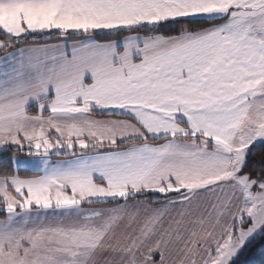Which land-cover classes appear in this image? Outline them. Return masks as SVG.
I'll return each mask as SVG.
<instances>
[{
  "label": "snow or ice",
  "instance_id": "snow-or-ice-1",
  "mask_svg": "<svg viewBox=\"0 0 264 264\" xmlns=\"http://www.w3.org/2000/svg\"><path fill=\"white\" fill-rule=\"evenodd\" d=\"M53 30L83 39L16 47ZM0 35V151L39 173L0 176V264H235L264 240V0H0Z\"/></svg>",
  "mask_w": 264,
  "mask_h": 264
},
{
  "label": "trees",
  "instance_id": "trees-1",
  "mask_svg": "<svg viewBox=\"0 0 264 264\" xmlns=\"http://www.w3.org/2000/svg\"><path fill=\"white\" fill-rule=\"evenodd\" d=\"M206 23L205 21H199L197 24H203ZM179 27V25H177ZM40 43H47V42H54L58 39H61L57 36L56 32L50 34V35H28L26 42H21L17 46L23 45L25 43H30L33 41V38ZM81 35L78 34H72L68 36V39H77L80 38ZM3 36L0 35V39H2ZM107 39L110 37L107 36H98L97 39ZM29 112H35L34 107L30 108ZM157 142V141H155ZM27 148H25V152H17L16 149H7L5 152H3L0 155V176L3 175H12L18 172V174L24 178V177H32L34 176V173H31L24 169L15 170L13 164L11 163V157L13 153H15L16 156L25 158L28 157L26 155ZM57 156H54L53 158H56ZM63 156L59 157L62 158ZM261 168H264V142H261L257 145H254L251 147V150L248 155V167L245 169V172H252L256 173ZM139 200H147V201H155L157 202L161 198H153V194H148L145 196L137 197ZM88 206V205H85ZM5 216L4 212H0V218H3ZM235 264H264V240H262L260 237H257L256 240L252 241L242 252L241 254L236 258Z\"/></svg>",
  "mask_w": 264,
  "mask_h": 264
},
{
  "label": "crops",
  "instance_id": "crops-1",
  "mask_svg": "<svg viewBox=\"0 0 264 264\" xmlns=\"http://www.w3.org/2000/svg\"><path fill=\"white\" fill-rule=\"evenodd\" d=\"M70 31H72V30H70ZM55 32V30H53L51 33H49V34H45V35H50V34H52V33H54ZM73 34H75L74 32H73ZM33 35H38V34H33ZM83 39V36H81L80 38H77V39H58L57 41H54V42H47L46 44H67V45H69V47H68V49H67V52H68V54H69V56L71 55V47H70V45L73 43V41L74 40H82ZM25 44H23V45H20V46H16L17 48L18 47H23ZM15 49H9V51H14ZM5 56V52H3V51H0V57H4ZM32 107H34V110H35V112H36V106L33 104V105H31L30 107H29V110H30V108H32ZM34 112V113H35ZM31 113H33V112H31ZM44 115L45 116H47L48 115V113L47 112H44ZM95 118L96 119H121V118H123V117H117V116H109V115H107L106 113L105 114H95ZM163 141L161 140V141H157V142H155V143H162ZM16 149L14 146H9L7 149ZM25 148H27V145H25ZM6 149V150H7ZM6 150H2V151H0V155L3 153V152H5ZM18 157V156H17ZM54 157V156H53ZM52 157V159L53 160H56V159H63L64 157H62V158H59V157H56V158H53ZM21 161H24V160H27V158H29V157H25V158H21V157H18ZM14 166V169L15 170H19V169H24V170H27V171H29V172H31V173H34V175H38L39 173L38 172H36L35 170H33V169H31V168H27V167H23V166H20L19 168H17L15 165H13ZM183 191V190H182ZM150 194V193H149ZM152 194H154V193H152ZM178 194H176V193H170L169 194V197L170 198H174V197H176ZM159 196H162L161 197V199L160 200H158L157 202H155V203H152V202H149V201H145V202H148V203H150V204H152V206H159V204L165 199V197H164V195L163 194H159ZM155 199V198H154ZM137 201H144V200H139V199H137ZM85 207H89V206H85ZM6 214V213H5ZM35 216H36V211L34 210L33 211V218H35ZM40 216L42 217V218H45V220L46 221H48V220H52L53 219V214L51 213V212H48V213H44V212H40ZM5 217H6V215H5ZM4 217V218H5ZM4 218H0V220H2V219H4Z\"/></svg>",
  "mask_w": 264,
  "mask_h": 264
},
{
  "label": "rangeland",
  "instance_id": "rangeland-1",
  "mask_svg": "<svg viewBox=\"0 0 264 264\" xmlns=\"http://www.w3.org/2000/svg\"><path fill=\"white\" fill-rule=\"evenodd\" d=\"M259 143H261L260 141H258V142H256L254 145H257V144H259ZM253 145V146H254ZM28 159H31L30 157L29 158H27V160ZM150 194H152V193H150ZM162 196H159V193H154L153 194V198H161ZM144 201H147V200H144ZM150 202V201H149ZM152 203H155V201H151ZM6 215V214H5ZM5 217V216H4ZM3 217V218H4ZM154 259H156V260H158L159 259V254L158 253H155L154 254ZM176 259V257H175V255H173V257H171L170 258V260H169V264H173V260H175Z\"/></svg>",
  "mask_w": 264,
  "mask_h": 264
}]
</instances>
